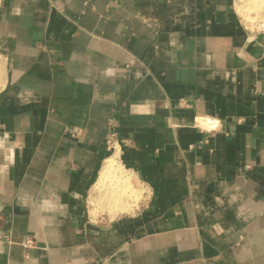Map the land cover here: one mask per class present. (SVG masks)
I'll list each match as a JSON object with an SVG mask.
<instances>
[{
    "label": "crops",
    "instance_id": "crops-1",
    "mask_svg": "<svg viewBox=\"0 0 264 264\" xmlns=\"http://www.w3.org/2000/svg\"><path fill=\"white\" fill-rule=\"evenodd\" d=\"M110 121L147 196L95 218ZM0 264H264V32L234 0H0Z\"/></svg>",
    "mask_w": 264,
    "mask_h": 264
},
{
    "label": "rangeland",
    "instance_id": "rangeland-1",
    "mask_svg": "<svg viewBox=\"0 0 264 264\" xmlns=\"http://www.w3.org/2000/svg\"><path fill=\"white\" fill-rule=\"evenodd\" d=\"M236 9L238 13L241 15L244 23L247 25V27L254 32H263L264 30V0H234ZM117 124L115 121H110L107 124V130L104 134V144L107 149V140L108 137L112 134L111 132L116 131V135L113 137L114 140L113 146L111 148L110 154L108 157H114L115 158V163L117 169L116 170V176H120L122 179H128L127 183L129 184V188L133 191V194H135V197L129 200L130 207L127 210H123L118 207H112L106 205V198L107 194H103L104 202L102 200V193L105 191L103 188L104 186H101V190L99 188H96L95 186L91 189L90 193L88 196L85 198V210L87 214L93 215L95 218H98L99 215H106L107 212L112 215L113 213H120V214H127V213H132L134 211H137L143 204H144V199H146L147 196V189L141 183L137 177H135L130 171H128L122 161L121 157V151H122V139L119 135V133L116 130ZM115 142V143H114ZM115 150V151H112ZM117 161V162H116ZM121 167V168H120ZM118 171V172H117ZM104 190V191H103ZM135 192V193H134ZM138 196H137V195ZM109 195V193H108ZM133 200V201H132ZM135 200V201H134ZM111 210V211H110Z\"/></svg>",
    "mask_w": 264,
    "mask_h": 264
},
{
    "label": "bare ground",
    "instance_id": "bare-ground-1",
    "mask_svg": "<svg viewBox=\"0 0 264 264\" xmlns=\"http://www.w3.org/2000/svg\"><path fill=\"white\" fill-rule=\"evenodd\" d=\"M216 126H217V123L213 127H211V129L212 128H215ZM109 159L110 160H108V162L106 163V166L104 168L103 178H102L103 181H104L103 183L105 184V187L107 185V188H105L104 190L105 191H108V193H109L108 197L110 196L109 200H107L108 197L106 198L107 204L110 201L111 203H113V205H111L112 207H118V208H121V209H124V208L126 209V207L128 206V204L126 206V203L124 204V202H127V201L124 199L123 204H121V201H123L122 198L123 197H126L127 198V196H128L127 200H129L130 198L132 199V197L134 198L135 197V194H133V191L128 186L130 183L129 184L127 183L128 185L125 186L124 185V182H122L123 179L120 176H118L119 173H117L118 175L116 176V170L115 169H117L118 166L116 167V164L117 163H115V158L112 156ZM117 170H119V169H117ZM126 182H127V180H126ZM110 185H111V187H110ZM102 200H104V197L103 196H102Z\"/></svg>",
    "mask_w": 264,
    "mask_h": 264
},
{
    "label": "built area",
    "instance_id": "built-area-1",
    "mask_svg": "<svg viewBox=\"0 0 264 264\" xmlns=\"http://www.w3.org/2000/svg\"><path fill=\"white\" fill-rule=\"evenodd\" d=\"M263 32H264V30H263ZM112 134L108 137V140H107V142H106V144L108 145L107 146V149L108 150H110L111 151V148H112V146H113V140H114V136L116 135V131H115V129H114V131H112L111 132ZM115 141V140H114ZM115 143V142H114ZM112 151H115V150H112Z\"/></svg>",
    "mask_w": 264,
    "mask_h": 264
}]
</instances>
